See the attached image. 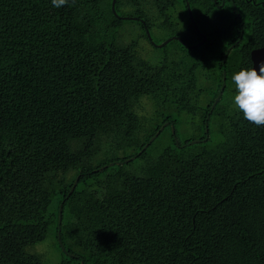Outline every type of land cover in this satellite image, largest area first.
<instances>
[{"label":"trees","instance_id":"16d2710c","mask_svg":"<svg viewBox=\"0 0 264 264\" xmlns=\"http://www.w3.org/2000/svg\"><path fill=\"white\" fill-rule=\"evenodd\" d=\"M112 1L0 0V264H44L27 248L50 232L61 264H264V127L221 104L264 47V0H117L149 31L207 38L157 65L119 40ZM188 125L207 141L181 142Z\"/></svg>","mask_w":264,"mask_h":264},{"label":"rangeland","instance_id":"374dc122","mask_svg":"<svg viewBox=\"0 0 264 264\" xmlns=\"http://www.w3.org/2000/svg\"><path fill=\"white\" fill-rule=\"evenodd\" d=\"M150 12L153 11L150 10ZM187 14L190 17L188 10H187ZM172 16L174 17V21L178 22L182 28H185L186 25L188 24L186 11L184 9H180V8L176 9L172 13ZM127 20L128 21H125L122 28L119 30V40L124 44H131L133 42H136L138 44L139 56L149 61L150 63L157 65L158 63L162 62L167 58L169 60H178L186 53L188 48H186L185 46L187 45H185L182 41L178 39L172 40L166 46H161L168 39L172 37H176L170 32L169 29L158 28L157 26L153 27L150 31L152 37V39H150L148 37L146 27L144 29L143 26L139 24L142 22L138 20H130V19ZM194 45H190V46H194ZM199 86L204 90L209 89L210 87L211 89L213 88V86L209 84L208 81L206 80L204 81L202 79H200L199 81ZM208 100L209 98H207V92H205L202 94L201 99L198 101V103L202 106H205ZM232 101L233 98L229 96L228 93H226L221 104L226 105L231 103ZM144 108L145 111L147 109H150V106L147 104L146 101L144 104ZM222 109L223 108L220 106L218 111ZM143 113L145 114L146 112ZM158 121H156V123H158ZM217 127H218L217 125H213V128L215 130H212V132L209 133V137H208V139L211 140L214 144L221 143L224 139L219 131L216 132ZM177 130H178V136L181 142L183 143L191 142V140L193 141V139H195L194 141H203L202 139L200 140L203 134L200 131L190 127L189 125L184 127H178ZM168 137H169V131L167 130L164 133V138L168 139ZM166 143L167 142H164V144ZM210 144L214 145L211 142ZM155 146L159 149H163L166 147V145H162L158 142H156ZM109 148L110 147H105L101 155L98 157V160H102L108 156L107 150H109ZM109 153L112 154L113 151L110 150ZM114 153H115L114 157H119V156L123 157L125 155L124 152H117L116 150H114ZM137 164L138 162H135L127 169L132 170V167L136 168L138 166ZM27 252L31 255L39 257L44 264H61L65 260V256L63 255V252L61 251L59 244L57 243L56 234L54 232H50L45 241L29 246L27 248Z\"/></svg>","mask_w":264,"mask_h":264},{"label":"clouds","instance_id":"9594fccd","mask_svg":"<svg viewBox=\"0 0 264 264\" xmlns=\"http://www.w3.org/2000/svg\"><path fill=\"white\" fill-rule=\"evenodd\" d=\"M71 2L74 4L75 0ZM51 3L54 8H60L69 4V0H51ZM232 80L236 86L234 106L250 124L264 127V63L260 65L259 73L255 68L242 69L232 76Z\"/></svg>","mask_w":264,"mask_h":264},{"label":"water","instance_id":"95a60500","mask_svg":"<svg viewBox=\"0 0 264 264\" xmlns=\"http://www.w3.org/2000/svg\"><path fill=\"white\" fill-rule=\"evenodd\" d=\"M116 3H117V0H113V1H112V9H113L114 14H115L117 17L124 18V19H130V20H140V21L145 25V27H146V23H145V21H144V20H141V19H139V18H137V17H121V16H119V15L116 13V11H115ZM187 8H188V11H189L190 18H191L192 20H194L193 12H192V9H191V6H190V3H189V2H187ZM195 27H196V29L198 30V27H197L196 23H195ZM146 29H147L148 37H149L150 39H152L149 29H148L147 27H146ZM176 39H178V40H180V41L183 42V40H182L180 37H172V38L168 39L167 41H165L161 46H166V45H167L168 43H170L172 40H176ZM206 39H207V38L204 36V39H203V41H202L201 43L196 44V45H194V46H190V48H196V47H199L200 45H203V44L206 42ZM237 43H238V42H237ZM234 46H235V45H233V46L229 49V52L232 50V48H233ZM226 57H227V56H226ZM251 59H252V62H253V68H255L256 71L259 73L260 65H261L262 63H264V47L252 51V53H251ZM225 61H226V59H225ZM225 87H226V71H224V84H223V88L221 89V92H220L218 98L216 99V101H215V103H214V105H213V107H212V110L215 108L216 104L220 101V99H221V97H222V95H223V93H224V89H225ZM208 118H209V117H208ZM167 126H168V123H165V124L160 128V130L156 133V135H155L153 138H151V140H150L149 143L145 146L144 149H147V148H148V147H149V146H150V145L156 140V138L161 134V132H162ZM171 127H172V130H173V134H175L174 126L172 125ZM206 133L208 134V136H207V139H208V137H209V125H208V123L206 124ZM207 139H205V140H203V141H193V142H191V144H198V143H200V142H206ZM176 141H177V140H176ZM177 142H178V141H177ZM127 162H128V161H127ZM78 182H79V178L76 180L75 185H74L73 189L71 190V193L75 190V187L77 186ZM62 214H63V205H61V207H60V214H59V222H60V224H61V222H62ZM59 242H60V244H61V246H62V248H63V251H66L65 248H64V246H63V244H62V241H61V238H60V234H59Z\"/></svg>","mask_w":264,"mask_h":264},{"label":"flooded vegetation","instance_id":"af4514ba","mask_svg":"<svg viewBox=\"0 0 264 264\" xmlns=\"http://www.w3.org/2000/svg\"><path fill=\"white\" fill-rule=\"evenodd\" d=\"M214 2L217 4V6L220 8V7H222L224 4H225V2H226V0H222V4L221 5H219V0H214ZM195 26V25H194ZM196 28V27H195ZM200 33V35H202L203 36V33L202 32H199ZM177 37V36H176ZM181 38V37H180ZM183 43H184V41H183ZM185 44V43H184ZM186 45V44H185ZM187 47H190V45H187ZM252 68H253V62H252Z\"/></svg>","mask_w":264,"mask_h":264}]
</instances>
